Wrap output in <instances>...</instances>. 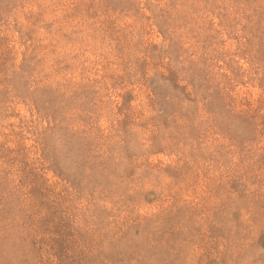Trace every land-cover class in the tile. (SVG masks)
<instances>
[{"label": "rangeland", "instance_id": "1", "mask_svg": "<svg viewBox=\"0 0 264 264\" xmlns=\"http://www.w3.org/2000/svg\"><path fill=\"white\" fill-rule=\"evenodd\" d=\"M0 264H264V0H0Z\"/></svg>", "mask_w": 264, "mask_h": 264}]
</instances>
